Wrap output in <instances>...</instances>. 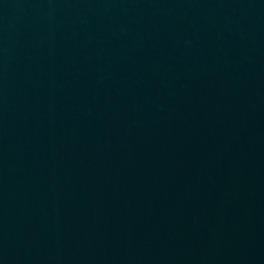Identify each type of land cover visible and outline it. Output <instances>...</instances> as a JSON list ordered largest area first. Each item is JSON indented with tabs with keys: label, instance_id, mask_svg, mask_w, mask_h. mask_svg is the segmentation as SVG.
I'll list each match as a JSON object with an SVG mask.
<instances>
[{
	"label": "water",
	"instance_id": "95a60500",
	"mask_svg": "<svg viewBox=\"0 0 264 264\" xmlns=\"http://www.w3.org/2000/svg\"><path fill=\"white\" fill-rule=\"evenodd\" d=\"M263 18L264 0H0V264H124Z\"/></svg>",
	"mask_w": 264,
	"mask_h": 264
}]
</instances>
